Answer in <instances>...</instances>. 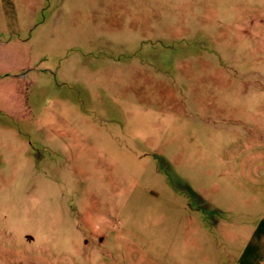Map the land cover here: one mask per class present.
Segmentation results:
<instances>
[{
  "label": "rangeland",
  "instance_id": "374dc122",
  "mask_svg": "<svg viewBox=\"0 0 264 264\" xmlns=\"http://www.w3.org/2000/svg\"><path fill=\"white\" fill-rule=\"evenodd\" d=\"M262 226L264 0H0V264H264Z\"/></svg>",
  "mask_w": 264,
  "mask_h": 264
},
{
  "label": "crops",
  "instance_id": "0c3cea01",
  "mask_svg": "<svg viewBox=\"0 0 264 264\" xmlns=\"http://www.w3.org/2000/svg\"><path fill=\"white\" fill-rule=\"evenodd\" d=\"M258 235L260 237V240H264V226L261 227V229L259 230Z\"/></svg>",
  "mask_w": 264,
  "mask_h": 264
}]
</instances>
